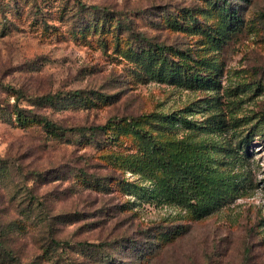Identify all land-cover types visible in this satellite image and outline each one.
Returning a JSON list of instances; mask_svg holds the SVG:
<instances>
[{"label": "rangeland", "instance_id": "1", "mask_svg": "<svg viewBox=\"0 0 264 264\" xmlns=\"http://www.w3.org/2000/svg\"><path fill=\"white\" fill-rule=\"evenodd\" d=\"M0 264H264V0H0Z\"/></svg>", "mask_w": 264, "mask_h": 264}, {"label": "trees", "instance_id": "2", "mask_svg": "<svg viewBox=\"0 0 264 264\" xmlns=\"http://www.w3.org/2000/svg\"><path fill=\"white\" fill-rule=\"evenodd\" d=\"M85 8H91V9H95L97 8L96 5H88V4H83L82 5ZM221 13L224 14L225 16V20H224V24H228L230 22H235L238 20V17L236 16V12L235 10H229V8L223 6L222 8H220ZM159 50H162L163 47L162 46H157L156 47ZM172 72V71H171ZM192 77H194L195 81H199L200 77L198 74H192ZM54 96L56 95H45L43 97H41L42 99H45L46 101H52L54 99ZM18 114H21V112L23 111L21 108H18L17 110ZM115 119H117L116 117H114ZM118 122L120 123H124L128 126L129 131L131 133L134 134H140L142 135L144 138H147L148 141H150L151 143H153L154 145H156L157 147L161 148L163 142L159 139H157L152 133H150L149 131H147L146 129H143L136 121V117H121L119 119H117ZM115 120V121H117ZM44 125L46 127H49L52 130H57L59 133L63 132L65 129H63L60 126L55 125L54 123H51L50 121L45 120ZM105 128V125H99V126H90V127H85V126H81V127H77V128H69L68 130L71 132H78V133H83L86 131H94V130H103ZM52 243L56 246L60 245V244H67V245H71L70 242L68 241H57L55 239L52 240ZM89 244V243H87ZM75 245H83L82 242L79 243H75ZM95 245V243H94ZM98 246L101 245V243L96 244Z\"/></svg>", "mask_w": 264, "mask_h": 264}]
</instances>
